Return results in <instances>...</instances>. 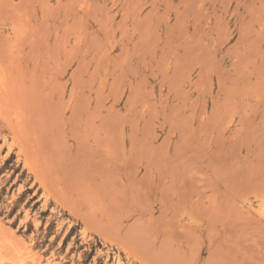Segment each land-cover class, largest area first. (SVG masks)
<instances>
[{"label": "rangeland", "instance_id": "1", "mask_svg": "<svg viewBox=\"0 0 264 264\" xmlns=\"http://www.w3.org/2000/svg\"><path fill=\"white\" fill-rule=\"evenodd\" d=\"M0 75L4 264H264V0H0Z\"/></svg>", "mask_w": 264, "mask_h": 264}, {"label": "bare ground", "instance_id": "2", "mask_svg": "<svg viewBox=\"0 0 264 264\" xmlns=\"http://www.w3.org/2000/svg\"><path fill=\"white\" fill-rule=\"evenodd\" d=\"M83 4V3H82ZM1 76V75H0ZM6 77V76H5ZM1 78H4V77H1ZM2 80V79H1ZM7 83V82H6ZM5 84V83H4ZM7 84H9V83H7ZM9 87V86H8ZM11 87H9V89H10ZM13 92V91H12ZM1 105V104H0ZM8 107V106H7ZM9 108V107H8ZM19 108V107H18ZM18 110V109H17ZM16 109H15V112L17 111ZM0 111H1V106H0ZM7 112V111H6ZM18 112H20L19 110H18ZM18 112H16L15 113V117H16V115L18 114ZM6 114V113H5ZM4 114V115H5ZM22 114V113H21ZM21 114H19V116L21 115ZM23 117H25V115H24V112H23ZM21 117V116H20ZM17 119V118H16ZM23 119V118H22ZM11 120V119H10ZM7 121H9V118H8V120ZM24 121H25V119H24ZM14 122V121H13ZM13 122H11V123H13ZM18 122V121H17ZM22 122V121H21ZM23 124V123H22ZM21 125V124H20ZM14 126V125H13ZM20 127H22V126H20ZM13 128H15V127H13ZM20 131V130H19ZM18 131V132H19ZM21 133H23V131L21 132ZM24 134V133H23ZM11 135V134H10ZM5 136V135H4ZM15 136V135H14ZM22 136V135H21ZM15 139V138H14ZM20 139H21V137H20ZM7 140V139H6ZM5 140V141H6ZM12 140V139H11ZM14 141V140H13ZM9 144V143H8ZM11 144H14V142L13 143H11ZM24 147V146H23ZM25 148V147H24ZM21 150H22V148H21ZM26 151H27V149H26ZM30 156V155H29ZM19 159V158H18ZM35 159V158H34ZM30 164V163H29ZM36 164H38V163H36ZM30 166H31V164H30ZM39 166H40V164H39ZM33 167H36V165L35 166H32V168ZM33 170V169H32ZM37 170V169H36ZM37 172H39V171H37ZM37 172H35V173H37ZM38 175V174H37ZM35 179V178H34ZM38 179H40V178H38ZM39 181V180H38ZM42 184V183H41ZM27 215H28V213H27ZM1 223H2V221H1ZM0 223V264H4L5 263V261L7 260V259H14V258H17V257H19L20 256V254L22 253V251L24 250H22V248H25V250H26V248L27 247H24V246H21L22 245V243H21V241L17 238V236L15 237L14 235V233L12 234L11 233V231L8 229V228H10V227H7L6 225H4V226H6V228H4V226H2L3 224H1ZM8 229V230H7ZM20 238V237H19ZM23 238V237H22ZM26 242V241H25ZM28 243V242H27ZM30 244V243H29ZM27 251V250H26ZM32 250L31 249H28V251L26 252V254L28 253V256H29V253H31V257H32V259L33 260H37L38 259V257L36 256V254H33L32 252H31ZM26 254H24L25 256H26ZM22 256V255H21ZM20 256V257H21ZM27 257V256H26ZM25 258V257H24ZM27 260H29V259H27ZM10 261V260H9ZM16 260H14V262H15ZM11 262H12V260H11ZM27 261H25V260H22L21 259V263L20 264H27L26 263ZM40 263V262H39ZM13 264V263H12Z\"/></svg>", "mask_w": 264, "mask_h": 264}]
</instances>
